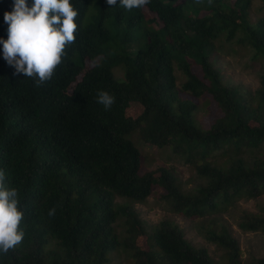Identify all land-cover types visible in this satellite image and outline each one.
<instances>
[{"label":"trees","instance_id":"obj_1","mask_svg":"<svg viewBox=\"0 0 264 264\" xmlns=\"http://www.w3.org/2000/svg\"><path fill=\"white\" fill-rule=\"evenodd\" d=\"M260 2L151 0L127 10L119 0H71L76 40L42 86L15 74L0 45V170L18 190L25 232L0 264H110L121 254L133 264H264V256L243 259L232 230L212 226L238 199L264 195V73L246 99L211 62L222 39L264 64ZM13 5L0 0L5 40ZM100 91L115 98L110 108L97 102ZM131 103L137 116L126 114ZM204 108L214 112L206 128L197 121ZM140 145L183 160L203 182L185 192L174 168H146ZM156 188L182 218H210L205 238L223 250L218 261L174 220L148 233L135 204ZM239 226L264 233V206Z\"/></svg>","mask_w":264,"mask_h":264},{"label":"rangeland","instance_id":"obj_2","mask_svg":"<svg viewBox=\"0 0 264 264\" xmlns=\"http://www.w3.org/2000/svg\"><path fill=\"white\" fill-rule=\"evenodd\" d=\"M254 6L259 7L260 0H253ZM214 52L211 55V62L214 68L219 71L223 82L227 85L237 87L246 99L252 97L260 86V76L264 73V64L259 60L252 59L251 50L238 46L235 42H227L225 40H216L214 42ZM263 64V65H262ZM115 74L119 80L123 79V72L115 70ZM141 111L140 105L131 103L127 108L126 114L129 116H137ZM214 112L208 109H202L197 112V121L201 126L207 127L211 121ZM136 134L134 139H138ZM141 151L148 158L146 168L153 170L159 174L161 167L174 168V172L182 184L183 190L189 192L194 190L200 183L202 178L178 158L167 157L168 152L149 148L146 145H140ZM156 193L148 198L145 203L135 204L136 210L140 214L141 219L145 222L148 233H152L154 227L165 219L174 220L185 234V238L197 247L207 249L211 257L218 261L223 255V250L218 248L214 243H210L206 238V230L210 227H215L221 230L222 227H227L232 230L233 235L239 240L240 247L243 250V259L251 257L259 258L264 256V233L243 231L239 224L241 217L245 212H255L261 210L264 206V195L259 199H244L240 198L228 210L218 214L216 223L210 225L203 218L200 219H184L175 214L166 201L158 198L160 189L156 188ZM121 201L120 199H118ZM142 245L147 247V239L140 238ZM110 264H133L125 260L123 254L116 255Z\"/></svg>","mask_w":264,"mask_h":264},{"label":"clouds","instance_id":"obj_3","mask_svg":"<svg viewBox=\"0 0 264 264\" xmlns=\"http://www.w3.org/2000/svg\"><path fill=\"white\" fill-rule=\"evenodd\" d=\"M151 0H119L127 10L145 8ZM110 7L117 0H107ZM78 11L71 0H14L12 12H5L4 22L9 25L8 38H0L3 58L15 69V74L32 78L36 86L50 81L57 66L66 55V47L76 40ZM97 102L108 109L115 98L107 91L97 94ZM19 193L5 183V172L0 170V253L15 249L25 235L20 227L24 213L19 209ZM55 208L48 215H55Z\"/></svg>","mask_w":264,"mask_h":264}]
</instances>
